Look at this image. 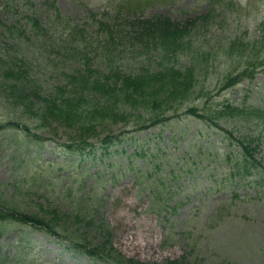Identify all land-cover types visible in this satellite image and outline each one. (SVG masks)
<instances>
[{
  "label": "rangeland",
  "instance_id": "1",
  "mask_svg": "<svg viewBox=\"0 0 264 264\" xmlns=\"http://www.w3.org/2000/svg\"><path fill=\"white\" fill-rule=\"evenodd\" d=\"M231 1L111 0V5L144 11L131 17L112 16L114 26L123 25L126 36L132 34L129 22L138 18L164 14L186 24L214 12L216 25L197 43L210 56L209 63L218 58L204 84L205 96L196 92L179 108V118L166 125L140 132H134V122L99 127L100 137L93 139L96 150L88 149L85 156L69 149L76 135L57 124L40 128L35 120L25 119L41 139L2 132L1 208L51 219L68 232L57 238L18 222H0V264H100L70 247L69 233L77 232L88 242L108 232L118 252L146 264L175 260L182 264H264V187L229 181L226 177L235 164L221 165L227 152H239L238 146H228L231 140L220 128L184 114L189 105L203 113L227 102L264 110V70L252 82L223 86L230 66L245 67L252 55L245 52L233 58L221 52L216 56L220 42L236 36L247 42L258 36L264 22V0ZM45 2L0 0V54L12 59L16 70L23 68L35 76L48 94L62 82L60 52L52 50L56 59L51 64L39 42L32 41L26 48L5 28L8 25L15 33L26 26L27 16H47ZM58 2L63 14L70 13L83 25L85 5L98 12L109 4V0ZM84 31L96 34L90 24ZM123 51L115 52L116 64L124 63L126 72L134 71L140 61L129 58L130 54L125 57ZM11 111L0 99V120ZM250 119L248 124L237 119L219 123L237 138L252 141V153L264 167V125L254 116ZM109 135L122 140L105 152L102 139ZM220 150L223 157L217 154ZM235 194L240 196L235 198Z\"/></svg>",
  "mask_w": 264,
  "mask_h": 264
},
{
  "label": "trees",
  "instance_id": "2",
  "mask_svg": "<svg viewBox=\"0 0 264 264\" xmlns=\"http://www.w3.org/2000/svg\"><path fill=\"white\" fill-rule=\"evenodd\" d=\"M231 2L229 0V4ZM45 3L48 5L47 16L37 13L27 16L26 26L15 33L10 26L5 28L21 45L26 44V48L32 41L39 42L51 64L56 59L51 55L52 50L60 52L61 62L64 63L60 73L61 85L45 93L35 76L23 68L16 70L10 64L12 59L0 54V99L13 110L7 119L0 120V135L11 130L23 133L27 138L41 139L25 123V119L35 120L40 128L57 124L76 135L69 149L85 156L88 149L90 152L96 150L93 139L100 137L99 127L134 122V132H140L166 125L178 118L179 108L196 92L205 96L204 84L210 77L211 68L216 67L213 64L218 58L209 63L210 56L197 43L203 42L209 35L210 27L216 25L214 12L193 18L186 24L164 14L138 18L136 22H129L132 34L126 36L124 26L115 27L116 18L112 16L125 14L131 17L144 11L111 5L109 0V4L98 12L86 5L82 10L83 23L96 28V34L89 35L88 31H84L86 25L80 24L70 13H62L58 0H46ZM118 50H124L125 57L130 54L129 58L139 60L141 65L134 71L126 72L124 63L116 64L115 52L118 55ZM217 50L216 56H220L221 52L233 58L245 52L252 55L245 67L230 66L223 79L224 88L237 86L246 79L253 81L256 73L264 70V22L259 25L258 36L247 42L236 36L220 42ZM182 60L185 63L182 64ZM185 114L220 128L225 132L226 139L231 140L227 145L238 146L239 152L230 151L225 156L221 150L217 152L224 156L225 163L221 166L235 164L227 175L229 181L238 179L237 183L243 184L249 180L252 186L264 185V168L252 153V141L237 138L219 124L224 119H237L248 124L252 122L250 116H254L264 125V110L251 109L244 104L223 103L218 107H208L203 113L198 107L189 105ZM121 140L119 135L103 138L105 152ZM253 173L257 174V178L252 177ZM1 207L0 204L1 223L18 222L57 238L68 232L60 230L51 219ZM69 234L71 237L67 240L71 248L80 250L100 264H146L118 252L108 232L104 236L101 234V239L89 242L81 239L78 232L73 236ZM166 264H182V261H168Z\"/></svg>",
  "mask_w": 264,
  "mask_h": 264
}]
</instances>
